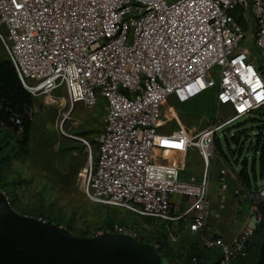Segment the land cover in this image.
Masks as SVG:
<instances>
[{
  "label": "built area",
  "instance_id": "obj_1",
  "mask_svg": "<svg viewBox=\"0 0 264 264\" xmlns=\"http://www.w3.org/2000/svg\"><path fill=\"white\" fill-rule=\"evenodd\" d=\"M0 25L7 57L31 96L61 89L62 100L87 108L104 100L96 158L83 174L91 202L160 222L170 245L198 234L205 249L218 251V264L249 256L264 187L248 194L251 226L247 221L230 242L206 237L207 167L216 130L264 104V0H0ZM256 57L261 64L254 66ZM213 88L216 104H229L232 117L192 136L159 133L175 119L169 113L162 121V101L172 95L189 102ZM189 148L205 167L200 179L183 178L181 157L173 158ZM226 176L220 169V194ZM176 198L185 201L180 214L173 212ZM108 231L140 238L118 224L95 234Z\"/></svg>",
  "mask_w": 264,
  "mask_h": 264
},
{
  "label": "rangeland",
  "instance_id": "obj_2",
  "mask_svg": "<svg viewBox=\"0 0 264 264\" xmlns=\"http://www.w3.org/2000/svg\"><path fill=\"white\" fill-rule=\"evenodd\" d=\"M0 33L5 35L2 25ZM249 50L251 53L258 52L252 47ZM4 57L6 52L0 39V59ZM252 64L256 66L261 62L256 57ZM204 93L185 103H179L172 95L162 101V121H165L169 113L173 114L175 119L160 127L159 133L169 134L181 129L192 136L234 115L229 104H216V88ZM64 96V92L57 89L49 96L33 97L30 135L28 145L23 151L18 147L19 134L0 128V185L9 196L11 195V207L23 215L59 224L75 235L85 232L92 235L110 225L118 224L136 231L144 240L152 241L157 237L161 240L163 237L164 241L168 242L167 233L161 229L160 222L91 202L86 197L83 192V171L87 169L90 157L92 163L96 158L97 139L104 126L105 103L99 98L96 106L92 108L81 104L71 106L61 99ZM251 117V114H246L233 120L216 130L213 137V140L219 137L221 154L215 149L213 141L212 157L207 167V226L210 231L216 229L215 226L219 222L223 227L246 225L247 221L251 226L254 222L253 205L248 194L264 187V170L261 174L259 154H255L251 147L256 137L254 134H257L255 124L249 120ZM234 135H239L238 145L231 139ZM159 137L163 144L165 137ZM76 144L79 145L78 148L67 149L68 146L76 147ZM170 144L175 148L180 147L182 143L177 144L170 139ZM186 154L188 166L184 169V176L200 179L205 167L197 150L189 148ZM173 158L177 159L175 153ZM254 158L256 178L252 179L250 175L252 185L247 188L237 179L235 173L240 170L244 161L250 171ZM222 168L227 169L229 182L227 190L220 194L218 178ZM184 206L185 201L182 200L173 210L180 214ZM185 223L182 220L179 225L183 226ZM189 237L191 238H182L177 244H171V249L177 256H181L174 260L175 263H184L191 253L188 249L191 247L193 252L202 253L203 258L211 264H218L217 250H204L199 237ZM252 240L251 253L243 264H253L256 258L260 245L257 244L259 237Z\"/></svg>",
  "mask_w": 264,
  "mask_h": 264
},
{
  "label": "water",
  "instance_id": "obj_3",
  "mask_svg": "<svg viewBox=\"0 0 264 264\" xmlns=\"http://www.w3.org/2000/svg\"><path fill=\"white\" fill-rule=\"evenodd\" d=\"M0 264L171 263L151 243L131 235L108 231L76 236L60 225L23 215L0 191ZM253 264H264V239Z\"/></svg>",
  "mask_w": 264,
  "mask_h": 264
},
{
  "label": "trees",
  "instance_id": "obj_4",
  "mask_svg": "<svg viewBox=\"0 0 264 264\" xmlns=\"http://www.w3.org/2000/svg\"><path fill=\"white\" fill-rule=\"evenodd\" d=\"M206 92V91H205ZM204 93V92H203ZM205 94V93H204ZM202 94V95H204ZM196 99V98H194ZM193 99V100H194ZM197 101V100H196ZM190 102V101H189ZM34 106V98L31 96L21 85L16 72L10 62V60L7 57L0 59V128L1 129H7L9 133H17L19 134L20 140L18 141V147L23 151L25 147L28 145V139L30 135V129H31V121H32V111ZM248 114H251L252 117L249 119L253 124H255V127L257 129V134H254V141L252 142V150L256 154H259V165H260V172L262 174V171L264 170V104L259 106L258 108L250 111ZM13 120H18L19 124H15ZM215 137V136H214ZM232 141L238 145L239 143V135H234L232 138ZM215 149L218 153L221 154L220 150V143H219V137L215 138ZM76 147H69L68 150H73L75 148H78L79 145L76 144ZM83 146V145H82ZM81 146V147H82ZM247 162L244 161L242 163V166L240 170L235 173L237 179L245 186L250 187L252 185L250 175L252 176V179H255V158L253 159V162L250 167V171L247 168ZM228 177V176H227ZM1 191L6 195L8 198L9 204L11 206L10 197L9 194L5 191V188L0 185ZM12 208V207H11ZM13 209V208H12ZM14 210V209H13ZM258 213L261 215L262 222L255 231L254 239L256 237H259L258 243L259 244L264 239V206H260L258 208ZM17 212V211H16ZM49 223H52L51 221H46ZM59 225V224H57ZM112 225H110L107 228L111 230ZM70 233L71 231L66 228ZM161 232V231H160ZM73 234V233H71ZM160 234V233H157ZM75 235V234H73ZM90 235V233H82L80 235L76 236H87ZM160 236V235H159ZM184 237V236H183ZM160 240L159 237L153 239L159 243V248L157 249L158 252L166 258L171 264H179L175 263L174 260L179 259L181 256H177L174 252L172 246L169 242L164 241L163 237ZM142 242H149L151 243V240H144L142 238H139ZM182 240V239H181ZM253 244V240L251 242V246ZM251 246L249 250L251 249ZM257 248V246H256ZM255 248V252H256ZM191 253L189 257L185 260L182 264H190L194 261H203L205 263L211 264L207 259L203 258L202 253L193 252L191 250V247H189ZM207 251L214 252L216 249H205ZM251 253V250L249 251V255ZM215 255V254H213ZM217 256V255H216ZM218 257V256H217ZM249 257V256H248ZM248 257L244 260H237L233 264H243L245 260L248 259ZM219 257L217 258L218 261Z\"/></svg>",
  "mask_w": 264,
  "mask_h": 264
},
{
  "label": "crops",
  "instance_id": "obj_5",
  "mask_svg": "<svg viewBox=\"0 0 264 264\" xmlns=\"http://www.w3.org/2000/svg\"><path fill=\"white\" fill-rule=\"evenodd\" d=\"M188 151V150H187ZM184 152V151H183ZM183 152H181V151H174V153H175V157H181V161H182V164H183V169H182V172H181V176L183 177V178H186L185 176H184V169L188 166L187 164H186V157H187V154L185 153V155L183 156ZM203 167H204V165H203ZM202 175V174H201ZM227 176H228V174H227ZM226 176V179H227V183L229 182V180H228V177ZM248 200V199H247ZM181 202H182V199L181 198H176L175 199V202H174V207H175V205H178V204H181ZM253 211V210H252ZM173 212H174V210H173ZM175 213V212H174ZM176 214V213H175ZM245 221V220H244ZM186 222V221H185ZM236 222H234V224H235ZM179 224H180V222H179ZM186 224H187V222L183 225V227H185L186 226ZM208 223H206V227H205V229H204V235L207 237H210V236H214V237H219V238H222L224 241H227V242H230V241H232L235 237H236V235L238 234V232L242 229V227H243V225H237V226H228V227H223V225L221 224V222H219V223H217L216 224V226H215V228L216 229H214L213 231H210L209 229H208ZM182 226V225H181ZM189 236H194V237H199L200 238V236L198 235V234H190V235H185L183 238L184 239H189V238H191V237H189ZM201 239V238H200ZM183 240V239H182Z\"/></svg>",
  "mask_w": 264,
  "mask_h": 264
},
{
  "label": "snow or ice",
  "instance_id": "obj_6",
  "mask_svg": "<svg viewBox=\"0 0 264 264\" xmlns=\"http://www.w3.org/2000/svg\"><path fill=\"white\" fill-rule=\"evenodd\" d=\"M164 143H168L167 141H164Z\"/></svg>",
  "mask_w": 264,
  "mask_h": 264
},
{
  "label": "bare ground",
  "instance_id": "obj_7",
  "mask_svg": "<svg viewBox=\"0 0 264 264\" xmlns=\"http://www.w3.org/2000/svg\"><path fill=\"white\" fill-rule=\"evenodd\" d=\"M87 164H88V163H87ZM84 171H85V170H84ZM84 171H83V172H84Z\"/></svg>",
  "mask_w": 264,
  "mask_h": 264
}]
</instances>
